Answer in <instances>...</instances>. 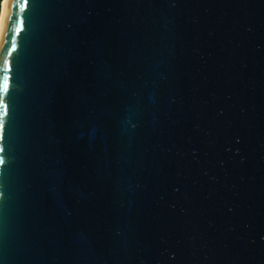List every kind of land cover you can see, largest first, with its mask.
<instances>
[{"label": "water", "instance_id": "1", "mask_svg": "<svg viewBox=\"0 0 264 264\" xmlns=\"http://www.w3.org/2000/svg\"><path fill=\"white\" fill-rule=\"evenodd\" d=\"M0 264H264V0H6Z\"/></svg>", "mask_w": 264, "mask_h": 264}, {"label": "bare ground", "instance_id": "2", "mask_svg": "<svg viewBox=\"0 0 264 264\" xmlns=\"http://www.w3.org/2000/svg\"><path fill=\"white\" fill-rule=\"evenodd\" d=\"M6 0H3L1 3V12H0V31L2 27L4 12H5Z\"/></svg>", "mask_w": 264, "mask_h": 264}, {"label": "snow or ice", "instance_id": "3", "mask_svg": "<svg viewBox=\"0 0 264 264\" xmlns=\"http://www.w3.org/2000/svg\"><path fill=\"white\" fill-rule=\"evenodd\" d=\"M6 79V78H5ZM4 88L6 89L7 88V83L4 84Z\"/></svg>", "mask_w": 264, "mask_h": 264}, {"label": "trees", "instance_id": "4", "mask_svg": "<svg viewBox=\"0 0 264 264\" xmlns=\"http://www.w3.org/2000/svg\"><path fill=\"white\" fill-rule=\"evenodd\" d=\"M3 0H0V12H1V2H2Z\"/></svg>", "mask_w": 264, "mask_h": 264}]
</instances>
